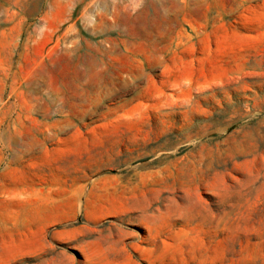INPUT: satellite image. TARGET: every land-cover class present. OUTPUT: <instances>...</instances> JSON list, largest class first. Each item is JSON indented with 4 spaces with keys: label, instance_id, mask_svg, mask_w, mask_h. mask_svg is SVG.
<instances>
[{
    "label": "rangeland",
    "instance_id": "374dc122",
    "mask_svg": "<svg viewBox=\"0 0 264 264\" xmlns=\"http://www.w3.org/2000/svg\"><path fill=\"white\" fill-rule=\"evenodd\" d=\"M31 116L83 129L96 208L173 210V245L143 227L113 264H264V0H0L4 154ZM39 250L10 246L0 162V264Z\"/></svg>",
    "mask_w": 264,
    "mask_h": 264
},
{
    "label": "crops",
    "instance_id": "0c3cea01",
    "mask_svg": "<svg viewBox=\"0 0 264 264\" xmlns=\"http://www.w3.org/2000/svg\"><path fill=\"white\" fill-rule=\"evenodd\" d=\"M28 119L10 125L7 153L0 144V162L10 167V246L30 255L45 247L47 252L39 250L42 264L75 262L66 247L79 250L83 263L111 264L122 248L142 247L143 227L155 234L156 247L174 244L169 207L144 211L142 197L131 196L118 206L96 208L101 202L95 198V176L72 171L73 150L86 141L82 128Z\"/></svg>",
    "mask_w": 264,
    "mask_h": 264
}]
</instances>
